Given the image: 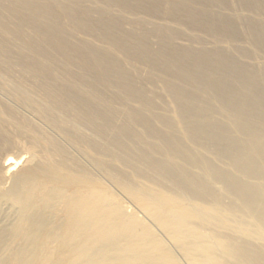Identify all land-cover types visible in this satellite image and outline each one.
<instances>
[{
	"label": "bare ground",
	"instance_id": "obj_1",
	"mask_svg": "<svg viewBox=\"0 0 264 264\" xmlns=\"http://www.w3.org/2000/svg\"><path fill=\"white\" fill-rule=\"evenodd\" d=\"M102 1L92 23L64 0H0V135L27 155L0 162V264H264V65L175 46L164 28L123 32L106 9L132 13L126 0ZM233 2L255 18L202 10L188 26L224 23L264 56V0ZM67 48L85 63L67 67ZM130 63L161 82L175 120ZM109 86L140 108L118 114Z\"/></svg>",
	"mask_w": 264,
	"mask_h": 264
},
{
	"label": "rangeland",
	"instance_id": "obj_2",
	"mask_svg": "<svg viewBox=\"0 0 264 264\" xmlns=\"http://www.w3.org/2000/svg\"><path fill=\"white\" fill-rule=\"evenodd\" d=\"M51 1L54 2L57 0ZM164 1L165 0H145V3L141 4L142 7L148 6L149 11L159 12L154 16L145 14L147 12H145L140 7L138 8L137 4L141 3V0H126L125 3L130 6L129 10L132 11V13L129 11L125 12L117 6H112L106 9V17L111 21H117L119 25H121L120 29L123 32H148L153 27L164 28L166 29V32L169 33V38L167 40H170V43L174 44L175 46L189 47L194 50L219 48L229 54H235L239 61H241L242 63L255 66L264 65V56L262 52L253 47L251 43L244 40L243 35L239 34L238 37L240 40L237 42H233L232 40H229L227 38V36L224 34L226 28V25L224 23L218 24V22L212 21L208 23L207 30L204 32L199 30H192L188 26L189 23L187 20L194 16L197 17V15H199L202 10L210 11L214 17H218V15H220V17L232 19L233 15L236 14L239 15L242 19L255 18L247 12L240 11L234 4L233 0H172V4L177 6L178 11H181V15H183V19L178 18L180 21L179 25L174 24L170 21V19H168L166 15H163L166 12V9H164ZM64 2L68 5H73L77 12H83L88 20L92 23L98 20L101 13H99V11L105 9V3L102 0H64ZM190 8L192 10L191 13L184 12V10ZM227 26H232V24L227 23ZM240 27L242 30V26ZM241 30H239V32ZM71 33L78 40L90 42L92 48L105 50V46H103L102 44H98L86 33H79L74 31H71ZM148 40L150 44L155 47L158 44V38L153 34H150V36H148ZM13 55L14 58L20 56V54L16 51L13 53ZM63 55L64 56L61 58L69 63L67 64V67L69 68H75L76 66L84 62L80 54L75 53L68 48L63 52ZM116 56L118 60H121V56L119 54H116ZM126 69L132 73L131 76L133 80L138 86H140L141 90L144 91L147 96L150 97V99H153L152 101L157 111L160 114L175 120L176 114L172 99L164 92L161 82L148 78L147 73L150 71V69L146 66H139L136 63L126 64ZM154 77L158 78V74L154 73ZM104 92L106 96L110 98V102L113 105L112 108H114V111L118 112V114H122V112L128 109L137 111L140 108V105L135 102H117V97L121 95H116V90L113 87H106ZM20 111L23 112L21 109ZM153 124L155 128L158 127L155 121H153ZM6 138L7 136L0 135V162L2 160V157H4L6 154H11L9 156H15L16 158H18L17 155L20 152V157H23H19L17 159L19 161H16L15 170H17L18 168L25 165L24 162L26 161L25 159H27V155L26 153L23 154V152L18 151ZM2 172L3 171H1V174ZM5 177H9V175L5 174ZM117 196L121 201L128 204L127 201L122 196H119L118 193ZM10 244L11 245H9V249L12 250L16 242Z\"/></svg>",
	"mask_w": 264,
	"mask_h": 264
}]
</instances>
